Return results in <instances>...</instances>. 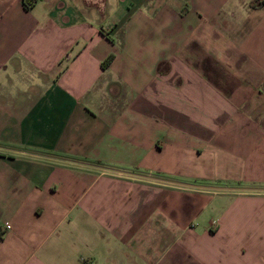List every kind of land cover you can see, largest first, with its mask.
I'll list each match as a JSON object with an SVG mask.
<instances>
[{"label": "crops", "instance_id": "1", "mask_svg": "<svg viewBox=\"0 0 264 264\" xmlns=\"http://www.w3.org/2000/svg\"><path fill=\"white\" fill-rule=\"evenodd\" d=\"M0 233V264H264V0H0Z\"/></svg>", "mask_w": 264, "mask_h": 264}, {"label": "trees", "instance_id": "2", "mask_svg": "<svg viewBox=\"0 0 264 264\" xmlns=\"http://www.w3.org/2000/svg\"><path fill=\"white\" fill-rule=\"evenodd\" d=\"M110 58H111V56H109V57L103 62V64L106 63V62H108V61L110 60ZM0 235H1V233H0Z\"/></svg>", "mask_w": 264, "mask_h": 264}]
</instances>
